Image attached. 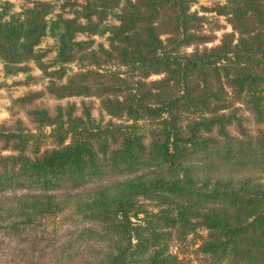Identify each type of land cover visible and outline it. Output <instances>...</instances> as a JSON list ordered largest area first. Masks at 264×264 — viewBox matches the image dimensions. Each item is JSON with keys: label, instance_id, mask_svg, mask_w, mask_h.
Instances as JSON below:
<instances>
[{"label": "trees", "instance_id": "16d2710c", "mask_svg": "<svg viewBox=\"0 0 264 264\" xmlns=\"http://www.w3.org/2000/svg\"><path fill=\"white\" fill-rule=\"evenodd\" d=\"M119 3L0 6V62L40 65L49 32L59 65L43 88L28 76L0 124V264H182L169 245L198 232L193 264H264V173L211 169L264 163V0L217 7L232 33L188 54L181 44L205 39L182 0H125L108 48L91 49L80 36ZM71 63L82 70L61 71ZM123 173L135 175L77 191Z\"/></svg>", "mask_w": 264, "mask_h": 264}, {"label": "rangeland", "instance_id": "374dc122", "mask_svg": "<svg viewBox=\"0 0 264 264\" xmlns=\"http://www.w3.org/2000/svg\"><path fill=\"white\" fill-rule=\"evenodd\" d=\"M0 0V6L9 5V13H17L21 12L27 8H30L35 2H48L50 4H54L57 7L60 4H63L64 0ZM125 0H120L119 5L113 7L112 9L107 10L106 18L102 21L96 23L94 27V33L90 35V37L80 36L86 41L91 42V49L98 50L99 48L107 49L109 46V39L112 37L114 32L117 30V22L118 17L120 16V9L123 6ZM135 1V0H130ZM229 0H182V4L186 6L187 14H195L198 18L196 22H187L186 26L191 29L188 30V34L193 37L204 38V42L198 41V39H191L185 44H181L179 49L177 50V54L181 53H190L193 49L199 48V50L203 48H211L219 44L221 37L224 34L232 33V29L230 25L227 23L226 18L222 15L217 14V7L224 6L228 3ZM78 4H83V0H78ZM80 7L74 6L73 8H65L63 10H58V8L54 11L53 14H57L59 12H63L66 15H72L73 11H80ZM163 13H165L163 11ZM165 15L163 18L165 19ZM183 28H181V31ZM171 35H167V37H163V39L168 38L169 40L174 37H170ZM181 36L180 38H182ZM237 36L235 35V38ZM56 42L50 38V34L46 35L45 40H43L37 50V55L41 56L40 65L35 63L34 61H29L27 65L31 68L30 71L23 72V68L26 65H20L15 67H6L2 64V72L0 75V124L8 120L10 118L11 111L13 109V100L21 97L26 93V87L24 85V81L28 76H34L38 80L33 86L34 88H43L48 79L45 76L48 72H53L59 69L58 64H54L56 50H55ZM166 48H171L172 45L170 42L164 43ZM173 55V54H172ZM41 67H45L47 71L41 69ZM61 71L65 74L70 75L72 73L78 72L82 70L80 68L79 63H71L69 65H63L61 67ZM103 68V67H101ZM116 69L118 72L124 76L125 69L121 67H112V70ZM162 77V75H150L146 81L151 82L158 80ZM91 101L95 104V107H98L99 100L97 98H92ZM6 110V116L2 117V112ZM98 112L96 110L93 111V118L98 119ZM107 119V117H106ZM109 120V119H108ZM114 123H125L127 119L117 117L114 120ZM129 123V122H128ZM50 134V129H46L44 131V135ZM214 158V157H212ZM235 161V160H234ZM239 160L229 164H217L220 162H215L211 165L212 171H220L225 175L241 177L242 175H259L264 173V163L256 162V161H247L239 163ZM214 162V161H213ZM211 163V162H210ZM141 173V172H139ZM137 173V174H139ZM201 175V172L198 173ZM135 174L123 173L121 175H107L102 176L96 180L87 182L81 188L77 189V191H87L96 186L106 184L107 182H113L116 180H122L125 178H129L134 176ZM64 190H59L58 193H63ZM76 191V190H75ZM20 192H15V194H19ZM74 193V191H71ZM138 204L142 205H151L150 201L140 199ZM148 210H152V206L147 207ZM201 232H198L196 236H188L183 242L175 241L170 243L169 250L172 254H176L182 259V264H193L194 263V255L193 250L199 244Z\"/></svg>", "mask_w": 264, "mask_h": 264}, {"label": "crops", "instance_id": "0c3cea01", "mask_svg": "<svg viewBox=\"0 0 264 264\" xmlns=\"http://www.w3.org/2000/svg\"><path fill=\"white\" fill-rule=\"evenodd\" d=\"M7 2H9L8 0H6ZM2 64L0 63V75H1V72H2ZM6 110L2 112V117H5L6 116Z\"/></svg>", "mask_w": 264, "mask_h": 264}]
</instances>
